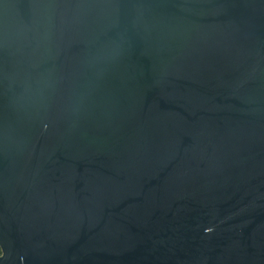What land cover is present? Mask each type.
Instances as JSON below:
<instances>
[{
  "label": "water",
  "instance_id": "95a60500",
  "mask_svg": "<svg viewBox=\"0 0 264 264\" xmlns=\"http://www.w3.org/2000/svg\"><path fill=\"white\" fill-rule=\"evenodd\" d=\"M0 264H264V0H0Z\"/></svg>",
  "mask_w": 264,
  "mask_h": 264
},
{
  "label": "trees",
  "instance_id": "16d2710c",
  "mask_svg": "<svg viewBox=\"0 0 264 264\" xmlns=\"http://www.w3.org/2000/svg\"><path fill=\"white\" fill-rule=\"evenodd\" d=\"M0 253H1V250H0Z\"/></svg>",
  "mask_w": 264,
  "mask_h": 264
},
{
  "label": "built area",
  "instance_id": "2783aa9c",
  "mask_svg": "<svg viewBox=\"0 0 264 264\" xmlns=\"http://www.w3.org/2000/svg\"><path fill=\"white\" fill-rule=\"evenodd\" d=\"M1 250V249H0ZM1 254V253H0Z\"/></svg>",
  "mask_w": 264,
  "mask_h": 264
}]
</instances>
